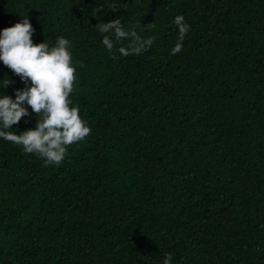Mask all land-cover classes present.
<instances>
[{
    "label": "trees",
    "instance_id": "obj_1",
    "mask_svg": "<svg viewBox=\"0 0 264 264\" xmlns=\"http://www.w3.org/2000/svg\"><path fill=\"white\" fill-rule=\"evenodd\" d=\"M25 15L70 40L91 131L48 165L0 139V264H264V0H0V28ZM117 17L152 43L121 54Z\"/></svg>",
    "mask_w": 264,
    "mask_h": 264
},
{
    "label": "clouds",
    "instance_id": "obj_2",
    "mask_svg": "<svg viewBox=\"0 0 264 264\" xmlns=\"http://www.w3.org/2000/svg\"><path fill=\"white\" fill-rule=\"evenodd\" d=\"M11 26L0 28V62L19 75L24 86L14 89V97L0 95V139L21 146L22 151L34 153L43 158L44 165L58 164L65 156L67 145L82 140L90 133L88 122L80 115V108L70 99L74 81L78 79L77 65L72 60L70 40L57 36L50 45L43 40L34 43L35 31L28 15ZM177 26V42L170 49L175 54L182 47V40L190 25L182 13L173 17ZM98 31L112 33L119 41L133 37L130 48L121 46L119 52L139 53L152 43L153 37L141 39L135 31L126 30L119 17L98 23ZM101 42L107 49L113 48V40L103 35ZM10 80H3L7 86ZM30 106V108H29ZM31 110V111H30ZM34 114L37 118L33 127L11 131L12 125L22 117ZM162 264H172V253H166Z\"/></svg>",
    "mask_w": 264,
    "mask_h": 264
}]
</instances>
